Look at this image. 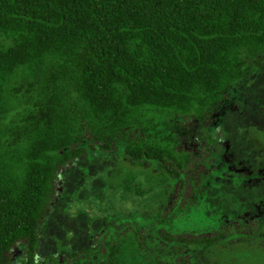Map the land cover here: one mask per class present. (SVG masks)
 Instances as JSON below:
<instances>
[{
    "label": "trees",
    "instance_id": "obj_1",
    "mask_svg": "<svg viewBox=\"0 0 264 264\" xmlns=\"http://www.w3.org/2000/svg\"><path fill=\"white\" fill-rule=\"evenodd\" d=\"M263 55L264 0H0V264L16 246L20 264H120L124 235L96 239L83 260L38 255L59 174L88 147H121L174 180L153 225L216 199L194 229L163 232L176 257L156 264H202L196 250L225 241L264 245V173L235 157L244 141L223 127L231 90ZM240 177L259 180L245 200L227 186Z\"/></svg>",
    "mask_w": 264,
    "mask_h": 264
},
{
    "label": "rangeland",
    "instance_id": "obj_2",
    "mask_svg": "<svg viewBox=\"0 0 264 264\" xmlns=\"http://www.w3.org/2000/svg\"><path fill=\"white\" fill-rule=\"evenodd\" d=\"M230 97L233 102L224 105L223 127L231 142L243 140V147L246 148V153L236 152L235 157L241 159L247 156L254 170L264 173V168L260 170L264 164V55L252 63L245 79L231 90ZM252 126L261 132L247 137ZM213 132L217 140L222 139L223 135L219 134L218 129L214 128ZM250 138L257 145L261 142L258 157L251 155ZM225 148V143L219 142L217 150L221 153ZM240 179L227 180V186H231V192L245 200L248 197L246 187L259 184V180L254 177ZM58 183L59 195L40 227L38 255L43 259L58 253L68 255L77 249L80 251L79 257L84 256L77 258L83 260L89 254L86 249L95 255L92 246L96 239H99V243L100 240L124 235L118 256L120 264L175 261L176 256L171 252V244L166 242L163 232L178 235L185 229H194L197 225L193 223L201 215L204 221L209 218L203 210L216 207L214 197L203 198L199 205L202 211H199L200 208H188L172 214L166 225H153L154 220L148 222L155 211L167 214L174 180L155 161L132 160L121 147L114 151L88 147L83 159L75 161L59 174ZM227 186H220V194ZM261 226L264 227V214L261 216ZM137 228L139 233L135 237ZM96 251L97 254L101 252ZM196 251V259L202 264H264V245L256 240L240 243L225 241L210 248L200 247ZM12 253L14 264H20L22 248L16 246Z\"/></svg>",
    "mask_w": 264,
    "mask_h": 264
}]
</instances>
